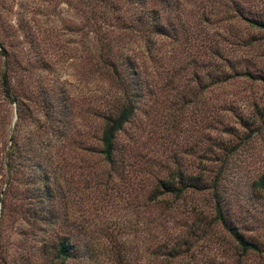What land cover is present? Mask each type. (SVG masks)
I'll list each match as a JSON object with an SVG mask.
<instances>
[{"label":"rangeland","instance_id":"1","mask_svg":"<svg viewBox=\"0 0 264 264\" xmlns=\"http://www.w3.org/2000/svg\"><path fill=\"white\" fill-rule=\"evenodd\" d=\"M179 1L178 9L163 7V17L176 11L184 33L211 41L174 51L175 80L158 92L163 75L153 78L157 85L118 133L114 162L108 165L95 151L82 150L96 147L98 127L86 108L97 106L100 84L96 73L84 70L79 30L68 27L79 22L80 0H0L2 39L20 62L12 82L17 92L29 91L21 131L36 128L42 134L37 139L51 137L48 148L61 157L37 168L20 165V179L0 194V264H51L37 247L52 242L55 234L66 235L77 249L62 264H114L120 256V264H228L235 255L227 234L219 224H203L210 220L208 210L195 213L210 202L209 192L149 200L155 178L209 166L221 167L219 191L238 224L264 241V191L251 186L264 173V128L258 133L240 122L249 121L264 105V81L242 75L212 84L207 76L214 62L225 71L234 68L231 73L264 74V40H255L262 33L247 26L227 0ZM237 1L264 13V0ZM170 21L180 34L182 26L175 18ZM246 36L253 44L231 43ZM169 43L165 40L161 49L167 52ZM214 46L216 52L209 48ZM43 94L53 106L62 96L72 97L71 121L46 117ZM0 113L6 140L15 120L13 104L2 100ZM33 170L48 175V192L27 190L36 186L35 178L27 180ZM34 211L40 215L37 220ZM176 243L175 256L160 255L163 245L167 249Z\"/></svg>","mask_w":264,"mask_h":264},{"label":"trees","instance_id":"2","mask_svg":"<svg viewBox=\"0 0 264 264\" xmlns=\"http://www.w3.org/2000/svg\"><path fill=\"white\" fill-rule=\"evenodd\" d=\"M196 2V0H187ZM208 1V0H207ZM224 1V0H223ZM160 2V3H158ZM201 3V0H198ZM233 6L234 12L246 22L247 26L252 27L262 33L255 40H264V13L253 12L240 7L237 0H227ZM79 22L68 25L72 29H77L81 37V59L85 62V72L93 71L98 76L99 92L98 102L95 108L87 106L86 112L91 113L97 125L96 147H82L84 151L97 153L100 160L105 164L114 162L115 150L117 149V135L134 116L141 101L145 95H150L153 87L157 85L153 78L164 80L155 88L161 91L163 85L171 83L178 72L176 63H172L175 56L174 51H183L196 47L197 42L202 41L205 45L210 43L211 39L206 37H196L190 33H184L182 20L178 12L174 11L170 16L169 12L163 17L161 9L166 7L171 10L180 4L179 0H80L79 3ZM160 4V7L157 5ZM175 18L180 34L175 32V26H172L170 19ZM172 32L169 33L167 28ZM0 22V100L6 99L9 104H13L15 120L12 128L9 130L6 140L2 137V120L4 114L0 113V194L6 188H10L13 182L19 178L18 170L26 165H36V168L43 164L48 165L56 158H61L56 151L48 146L52 139L49 136L41 137L36 128L21 131L22 113L25 101L29 99V91L26 87L22 93L15 90L13 84L17 70L20 68V62L13 53L5 48L3 42ZM165 40H169L168 51L161 49ZM253 38L236 37L231 43L242 46L253 44ZM201 47V44L199 45ZM213 51L219 49L217 46L209 47ZM211 49V50H212ZM182 51V52H183ZM150 65V69L146 68ZM211 71L207 73L211 83H220L242 75L249 78L264 81V74L252 76L250 71L238 73L231 68V71H225L216 62L212 63ZM179 75V74H178ZM195 79L200 77L195 74ZM179 79V77L177 76ZM177 80V79H176ZM39 93L42 90H38ZM44 92V91H43ZM153 91L152 94H155ZM185 93H193L191 91ZM184 94V93H183ZM43 107H46L44 115L52 120H61L67 123L73 109L74 99L65 95L57 99L56 105H50L46 100V95L41 97ZM69 98V99H67ZM78 99H80L78 97ZM69 100V104L63 102ZM81 100V99H80ZM0 101V104H1ZM256 115L249 121H240L245 127L253 126L255 132L264 128V105H260ZM57 114V115H56ZM89 117V116H88ZM87 118V117H85ZM87 120L82 122L86 125ZM96 148V149H95ZM62 159H58L61 161ZM32 170V168H30ZM34 171V170H33ZM37 171V170H36ZM44 170L37 171L27 176L30 182L36 180L35 188L28 187L29 192L44 194L48 190L46 180L48 175ZM220 174L221 167H206L196 173H186L180 169L171 171L165 177L155 178L153 187L149 193L150 202L154 197L160 195L182 196L183 193H203L209 192L210 202L204 204V207L196 212H210V220L205 224H219L228 236L231 245L232 256L228 264H264V241L257 235L246 233L245 229L236 221L234 211L228 206V198L220 192ZM252 188L257 191H264V173L260 174L251 182ZM206 206V208H205ZM33 220L40 217L34 211ZM206 219V216H204ZM202 223L201 221H199ZM193 223V222H192ZM247 230V229H246ZM56 239L52 242H42L37 247L40 254L45 255V260L51 264H62L66 259L76 255V247L70 243L66 235L55 234ZM181 240V239H178ZM163 252L160 254L163 258H171L177 254L179 244L173 247L163 245ZM177 247V248H176ZM51 255L48 260V256ZM258 258L253 263V258ZM122 256L118 257L114 264H120Z\"/></svg>","mask_w":264,"mask_h":264}]
</instances>
